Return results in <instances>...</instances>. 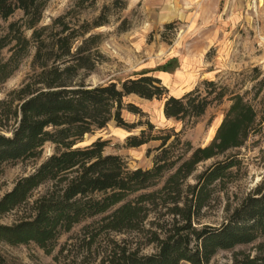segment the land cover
<instances>
[{"label":"trees","instance_id":"1","mask_svg":"<svg viewBox=\"0 0 264 264\" xmlns=\"http://www.w3.org/2000/svg\"><path fill=\"white\" fill-rule=\"evenodd\" d=\"M49 1L0 0V18L6 20L22 10L23 27L33 31L32 39L28 40L21 31L22 26L14 23L10 26V35H15L0 38V52L15 42L12 57L0 65V82L18 68L31 42L36 46L33 66L37 70L17 93L19 105L13 114L15 126L11 136L0 132V178L5 165L38 159L47 143L55 146L51 156L32 174L20 178L0 199V215H4L29 203L35 191L50 185L33 201L30 218L14 225H0V242L10 246L35 244L47 254L56 249L63 233L87 219L101 216L96 222L98 232L87 233L91 234L89 248L102 233L139 231L149 216L148 206L156 204L157 196L165 194V204H171V193H174L177 197L173 202L179 203L185 182L201 163L242 148L250 135L257 132L254 107L243 96L233 95L213 141L197 149L186 143L187 158L172 152L175 144L181 142L178 133L152 138L146 137L143 130L140 136L128 139L131 148L152 140L161 141L157 148L160 154L155 157L154 166L147 170H131L121 156L104 155L107 141L99 139L79 147L86 135L105 128L111 121L120 128L135 129L137 125L123 117L125 110L141 113L139 107L126 103L131 95L146 100L165 99L163 112L167 119L190 122L204 116L215 103L223 102L227 93L216 82L205 81V93L193 90L182 97L168 96V88L152 71L138 73L120 84L87 85L86 78L94 72L96 58L101 56L102 35L92 31L104 26L106 19L102 16L93 24L73 28L66 16H61L51 26L39 28ZM147 125L150 130L154 128L151 123ZM1 128H4L2 123ZM173 135L176 140L171 142ZM237 164L234 156L216 161L198 176L195 185H189L195 199L187 209H175L185 225L164 238H157L156 254L143 255L138 249L114 243L106 264H211L219 251L252 244L264 236L261 190L249 195L220 227L206 226L198 230L192 225L193 217L210 197V188L224 181ZM163 179L160 189L143 193L158 187ZM132 196L135 197L130 199ZM257 251L258 255L235 258L231 264H264V242L258 245Z\"/></svg>","mask_w":264,"mask_h":264},{"label":"rangeland","instance_id":"2","mask_svg":"<svg viewBox=\"0 0 264 264\" xmlns=\"http://www.w3.org/2000/svg\"><path fill=\"white\" fill-rule=\"evenodd\" d=\"M61 16H66L73 28L93 24L102 16L106 19L104 26L92 31V34L102 35L101 56L96 58L98 64L94 72L86 78L87 85L120 84L138 73L152 71L168 88V96L182 97L193 90L205 93V81L216 82L227 93L223 102L215 103L204 116L190 122L167 119L163 112L165 99L146 100L131 95L126 103L136 105L141 113L125 110L123 117L137 127L126 130L111 121L105 128L86 135L79 147L99 139L107 141L104 155L121 156L131 170H147L154 166L155 157L160 154L157 148L161 141L152 140L131 148L128 139L140 136L143 130L146 137L152 138L178 133L181 142L175 144L172 152L187 158L186 143L197 149L213 141L233 95L243 96L254 107L257 132L250 135L242 148L201 163L185 182L179 203L173 202L177 197L174 193H171V204H165V194L157 196L156 204L148 206L149 216L139 231L102 233L89 248L87 242L91 234L87 233L98 232L99 216L63 233L51 254L35 244L10 246L0 242V264H106L114 243L138 249L143 255L156 254L159 250L156 239L185 225L175 209H187L195 199L189 185H195L201 173L228 156H234L238 164L224 181L210 188L205 207L192 219L193 227L198 230L206 226L218 228L249 195L259 190L264 193V0H50L38 27L51 26ZM24 21L22 10L6 20L0 18V38L10 35L11 24L17 23L22 26L23 35L31 40L33 31L23 27ZM169 24L171 28H167ZM14 46L15 42L0 52V65L12 57ZM35 52V43L31 42L18 68L0 82V124L4 125L0 132L6 136H11L15 126L13 114L19 105L17 93L37 73L33 66ZM147 123L154 128L150 130ZM175 140L173 135L171 142ZM54 152L55 146L47 143L40 158L5 165L0 178V199L20 178L32 174ZM165 179L158 187L143 193L157 191ZM49 186L35 191L29 203L0 215V225H14L30 218L33 201ZM89 226V230H85ZM263 242L264 236L252 244L219 251L211 264H231L235 258L254 257L258 255V245Z\"/></svg>","mask_w":264,"mask_h":264},{"label":"crops","instance_id":"3","mask_svg":"<svg viewBox=\"0 0 264 264\" xmlns=\"http://www.w3.org/2000/svg\"><path fill=\"white\" fill-rule=\"evenodd\" d=\"M160 78V77H159ZM161 79V78H160Z\"/></svg>","mask_w":264,"mask_h":264}]
</instances>
